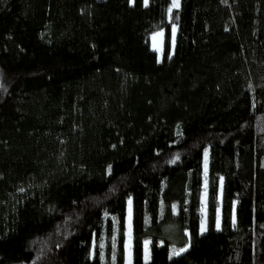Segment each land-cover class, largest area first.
<instances>
[{
	"label": "trees",
	"instance_id": "obj_1",
	"mask_svg": "<svg viewBox=\"0 0 264 264\" xmlns=\"http://www.w3.org/2000/svg\"><path fill=\"white\" fill-rule=\"evenodd\" d=\"M170 5L0 0V264H264V0Z\"/></svg>",
	"mask_w": 264,
	"mask_h": 264
},
{
	"label": "rangeland",
	"instance_id": "obj_2",
	"mask_svg": "<svg viewBox=\"0 0 264 264\" xmlns=\"http://www.w3.org/2000/svg\"><path fill=\"white\" fill-rule=\"evenodd\" d=\"M171 9H174L173 7V0H171ZM172 41L175 36L176 32V27H172ZM162 41H163V31H158L155 34H153L150 38V44L152 50H154L156 53H158V56L160 57V50L162 46ZM207 163H208V154L205 152L203 154V163H202V170L203 172H206L207 170ZM204 176L206 175L205 173L203 174ZM205 212L203 211V214ZM125 226H126V231H125V239H124V264H130L131 263V216H130V203L127 205V213L125 217ZM204 231V217L201 222V232ZM148 248V243L144 244V249H145V254H144V261H149V256L147 254L146 249Z\"/></svg>",
	"mask_w": 264,
	"mask_h": 264
},
{
	"label": "snow or ice",
	"instance_id": "obj_3",
	"mask_svg": "<svg viewBox=\"0 0 264 264\" xmlns=\"http://www.w3.org/2000/svg\"><path fill=\"white\" fill-rule=\"evenodd\" d=\"M145 4H147V0H145ZM173 7L174 8H179V0H173ZM175 161H173L174 163ZM176 255H178L179 253H174Z\"/></svg>",
	"mask_w": 264,
	"mask_h": 264
}]
</instances>
